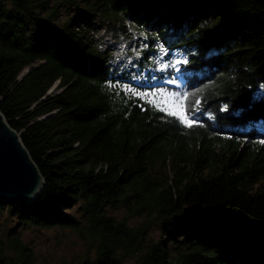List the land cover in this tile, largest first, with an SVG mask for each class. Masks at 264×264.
<instances>
[{
  "label": "trees",
  "instance_id": "1",
  "mask_svg": "<svg viewBox=\"0 0 264 264\" xmlns=\"http://www.w3.org/2000/svg\"><path fill=\"white\" fill-rule=\"evenodd\" d=\"M99 11L145 34L139 67L163 51L154 79L189 94L191 127L131 93L158 84L87 36ZM0 111L44 178L0 214L77 230L76 207L99 237L79 264H264V0H0ZM120 206L150 218L128 228L104 212ZM156 221L165 235L144 245ZM0 264L34 263L0 233Z\"/></svg>",
  "mask_w": 264,
  "mask_h": 264
},
{
  "label": "rangeland",
  "instance_id": "2",
  "mask_svg": "<svg viewBox=\"0 0 264 264\" xmlns=\"http://www.w3.org/2000/svg\"><path fill=\"white\" fill-rule=\"evenodd\" d=\"M59 9L56 21L61 22L72 13L67 6ZM93 22L92 29L86 34L96 46L109 53L110 62L116 69L130 70V77L137 82L138 78L150 75L152 83L158 84L154 89L151 87V90L135 91L141 94L139 97L142 100L159 107L168 94L179 93L182 96L179 90H169L165 88L164 81L154 79L155 74L170 64L167 59L162 58L163 51L156 53L158 56L151 59L150 63H146L145 67L138 66L137 62L141 57L145 38V34L141 30H137L124 21L108 20L100 11L94 15ZM182 60V55H177L174 65L177 66ZM120 89L117 87L114 91ZM128 89L122 86L121 90L127 92ZM161 92L164 95H161ZM169 103H171L170 97ZM70 212L80 219L77 230L61 226L42 228L20 224L6 211H3L0 214V233L6 251L13 255H24L34 264H79L83 260L93 258L99 237L93 234L88 223L80 218L76 207L72 208ZM104 212L114 222L124 221L128 228L139 226L150 218L145 213H133L124 206L106 207ZM165 228L159 221L152 223L148 227L144 245L162 238L165 235ZM20 248H23L22 251ZM168 248L169 255L172 257L174 251L171 244L168 245ZM115 251L122 261L130 262L132 260L123 248L118 247Z\"/></svg>",
  "mask_w": 264,
  "mask_h": 264
},
{
  "label": "water",
  "instance_id": "3",
  "mask_svg": "<svg viewBox=\"0 0 264 264\" xmlns=\"http://www.w3.org/2000/svg\"><path fill=\"white\" fill-rule=\"evenodd\" d=\"M27 70L25 68L19 77ZM43 184L44 178L22 143L20 132L9 125L0 111V199L30 203L38 196ZM196 213V208L188 207L183 210L182 216L194 217Z\"/></svg>",
  "mask_w": 264,
  "mask_h": 264
},
{
  "label": "snow or ice",
  "instance_id": "4",
  "mask_svg": "<svg viewBox=\"0 0 264 264\" xmlns=\"http://www.w3.org/2000/svg\"><path fill=\"white\" fill-rule=\"evenodd\" d=\"M133 95L140 96L141 94L133 91ZM161 95H164L163 92H161ZM188 95V93H184L183 96H181L179 93L168 94L165 97L163 103L158 107V110L164 112L167 116L172 117L175 122H179L180 124H185L191 127L193 122L189 119L188 115L185 114V101ZM169 97L171 103H169ZM196 103L198 105L199 101ZM226 109L227 106H225V110Z\"/></svg>",
  "mask_w": 264,
  "mask_h": 264
}]
</instances>
